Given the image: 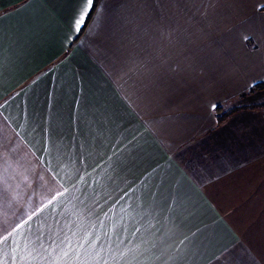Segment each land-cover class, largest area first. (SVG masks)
<instances>
[{
  "label": "crops",
  "instance_id": "obj_1",
  "mask_svg": "<svg viewBox=\"0 0 264 264\" xmlns=\"http://www.w3.org/2000/svg\"><path fill=\"white\" fill-rule=\"evenodd\" d=\"M195 1L0 0L2 264H264V0Z\"/></svg>",
  "mask_w": 264,
  "mask_h": 264
},
{
  "label": "rangeland",
  "instance_id": "obj_2",
  "mask_svg": "<svg viewBox=\"0 0 264 264\" xmlns=\"http://www.w3.org/2000/svg\"><path fill=\"white\" fill-rule=\"evenodd\" d=\"M220 1V0H219ZM196 2V4L198 5L199 4V6L197 7V8H199L200 7V3H201V0H196L195 1ZM208 2L213 6V11L215 10V9H217V8H215V4H216V1L215 0H208ZM217 10H219L218 11V14L214 17V16H211V11H209L210 13H209V15L207 16V17H205V19H209V21L208 22H206V20H205V24L206 23H216V22H218V23H220V24H223V16L225 15V13H226V15H227V19L229 20V18H232V14H233V12H231V13H227L226 11L224 12V10L222 11L221 10V8L220 9H217ZM193 20H195V23L197 22V21H199L200 20V17L198 16V17H193L192 18ZM203 18H201V20H202ZM204 20V19H203ZM201 22V21H200ZM199 24V23H198ZM214 36H215V33H209V34H207V37L208 38H210V39H213L214 38ZM213 37V38H212Z\"/></svg>",
  "mask_w": 264,
  "mask_h": 264
},
{
  "label": "trees",
  "instance_id": "obj_3",
  "mask_svg": "<svg viewBox=\"0 0 264 264\" xmlns=\"http://www.w3.org/2000/svg\"><path fill=\"white\" fill-rule=\"evenodd\" d=\"M97 3H98V0H94L93 1V5H92V10H91V16H92V14L94 13V11H95V8H96V6H97ZM90 16V17H91ZM90 17H89V19L87 20V22H86V24L83 26V28H82V30L80 31V33H79V35H78V37H77V39L83 34V32H84V30L86 29V26H87V24H88V22H89V20H90ZM262 91H264V81L263 82H261V83H259V84H256L255 86H253L250 90H249V92L251 93V92H262ZM262 107H264V104H263V106ZM222 110V108H220V107H217V108H215V112H219V111H221ZM233 110H235V109H233ZM233 110L231 111V112H233ZM230 111H228V112H225L224 113V115H226V114H228V113H231ZM220 116V115H219ZM219 116H217V118L219 117ZM222 117H223V115H221ZM220 116V117H221Z\"/></svg>",
  "mask_w": 264,
  "mask_h": 264
},
{
  "label": "snow or ice",
  "instance_id": "obj_4",
  "mask_svg": "<svg viewBox=\"0 0 264 264\" xmlns=\"http://www.w3.org/2000/svg\"><path fill=\"white\" fill-rule=\"evenodd\" d=\"M87 6L92 7V0H87ZM245 39H247V37H245ZM34 215H35V213H34ZM31 218L32 217H29V219H31ZM13 231H15V229H13ZM11 235H12L11 232H9L8 235H0V245L5 244L8 241L9 236H11ZM39 239H40V237L37 236V240H39ZM40 248L43 249L44 251H47V249H44V245L42 242L40 243ZM29 255H31V252H29ZM65 255H67V253H65ZM0 264H2V261H0Z\"/></svg>",
  "mask_w": 264,
  "mask_h": 264
}]
</instances>
